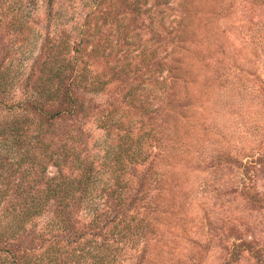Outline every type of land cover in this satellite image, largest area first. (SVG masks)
<instances>
[{
  "label": "rangeland",
  "instance_id": "374dc122",
  "mask_svg": "<svg viewBox=\"0 0 264 264\" xmlns=\"http://www.w3.org/2000/svg\"><path fill=\"white\" fill-rule=\"evenodd\" d=\"M52 1L0 24V264H264V0Z\"/></svg>",
  "mask_w": 264,
  "mask_h": 264
},
{
  "label": "trees",
  "instance_id": "16d2710c",
  "mask_svg": "<svg viewBox=\"0 0 264 264\" xmlns=\"http://www.w3.org/2000/svg\"><path fill=\"white\" fill-rule=\"evenodd\" d=\"M16 0H0V24L2 22V18H5L9 13L14 14V16L17 18H15L16 23H19L20 18L24 19V18H28L29 16L35 14L37 12V7H38V0H17L18 2H15ZM49 3L47 4L49 7V12H51L52 17H55V8H54V1L52 0H48ZM10 3V4H8ZM17 3V4H16ZM16 4V5H15ZM18 25V24H17ZM48 91V90H47ZM46 90L44 91V95H46V101L50 100L54 97L53 93H48L46 94ZM70 111L69 114H73L75 111L74 108V103L72 101V99L70 98ZM60 113L56 112L55 114H49V116L47 117V121H53L55 119V117L59 116ZM29 119H25V123L24 125L28 124V129L30 128V123H29ZM49 126L53 127V124L51 123ZM41 131L43 132L44 137H41V139L39 138V135L41 134ZM49 132V127L45 130H42V124L41 126L38 127V141H40V143L42 144V149L45 152L46 149L49 147V145L47 144V134ZM48 146V147H47ZM122 152H124V150H122L120 148V150L117 151V154L119 156L118 160H120V163H122V161L124 159H122L121 154ZM127 155L130 154L129 150H126ZM44 157L47 158L48 160L54 161V165L58 166L59 169L60 168V164L57 162V160L54 158V153L53 152H47L44 154ZM49 162V163H50ZM45 170V167L43 168V171ZM74 190V188L71 189V191Z\"/></svg>",
  "mask_w": 264,
  "mask_h": 264
}]
</instances>
